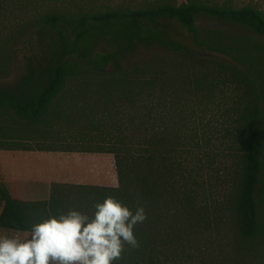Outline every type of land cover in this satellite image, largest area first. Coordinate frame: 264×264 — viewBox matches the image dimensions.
I'll return each instance as SVG.
<instances>
[{
	"label": "trees",
	"instance_id": "16d2710c",
	"mask_svg": "<svg viewBox=\"0 0 264 264\" xmlns=\"http://www.w3.org/2000/svg\"><path fill=\"white\" fill-rule=\"evenodd\" d=\"M175 26L225 59L195 58ZM33 31L47 57L11 87L0 85V150L110 153L118 185L76 198L62 184L0 176V229L26 231L73 208L91 215L113 197L147 213L134 228L138 247L125 242L116 264H264V8L0 0V77L13 44ZM140 45L168 56L122 68ZM215 116L220 129L210 126ZM211 135L224 145L221 169L208 152ZM214 181L222 198L210 202L203 184Z\"/></svg>",
	"mask_w": 264,
	"mask_h": 264
},
{
	"label": "clouds",
	"instance_id": "9594fccd",
	"mask_svg": "<svg viewBox=\"0 0 264 264\" xmlns=\"http://www.w3.org/2000/svg\"><path fill=\"white\" fill-rule=\"evenodd\" d=\"M147 219L135 209L106 197L88 215L78 209L50 214L24 234L0 233V264H116L125 242L138 247L137 224Z\"/></svg>",
	"mask_w": 264,
	"mask_h": 264
},
{
	"label": "crops",
	"instance_id": "0c3cea01",
	"mask_svg": "<svg viewBox=\"0 0 264 264\" xmlns=\"http://www.w3.org/2000/svg\"><path fill=\"white\" fill-rule=\"evenodd\" d=\"M114 165V157L110 153L0 150V176L13 180L62 184L64 186L60 189L76 198H82L84 191H90L88 187H117Z\"/></svg>",
	"mask_w": 264,
	"mask_h": 264
},
{
	"label": "rangeland",
	"instance_id": "374dc122",
	"mask_svg": "<svg viewBox=\"0 0 264 264\" xmlns=\"http://www.w3.org/2000/svg\"><path fill=\"white\" fill-rule=\"evenodd\" d=\"M223 1V0H218ZM236 3L240 4H247V3H254L258 4L261 8H264V0H234ZM200 27H213L209 21L200 20L198 22ZM224 28L230 29L228 26H224ZM173 33L184 43L188 44L190 48V53L195 58H203V57H216L225 59L223 56L219 54H206L203 50L197 48L192 44L190 35L184 30L180 29L179 27L175 26ZM12 57L7 64L8 67L6 69V75L0 77V85L11 87L17 79L21 75H25L28 72L29 66L32 67L34 70L37 69L38 65L41 64L44 59L47 57V48L45 47L44 42L39 38V35L36 31L30 32L29 34L25 35L23 38L19 39L13 44L12 47ZM168 56L166 52H163L156 46L151 47H144V46H137V48L133 50L127 51L123 58L121 59V66L122 68H128L135 63H139L143 60H148L151 58H165ZM220 122L221 118L215 116L214 119H211L210 126H216L220 129ZM213 136V135H211ZM215 136H217L215 134ZM211 148H213L214 152L208 151L215 161L214 164L217 166L218 169H221V164L219 163L218 159L221 160L222 154H224V145L221 143L220 139L213 138L211 139ZM76 147V145L74 146ZM209 148V150L211 149ZM216 154V155H215ZM115 166V165H114ZM216 168V167H214ZM223 172V171H222ZM204 185V193L207 195V200L212 202L217 199L222 198V191L221 187L219 186L218 181L213 182V188H209L208 184L205 183ZM211 194V195H210ZM224 196V195H223ZM1 212V207H0ZM0 233L11 235V234H24V232H8L5 230L0 229Z\"/></svg>",
	"mask_w": 264,
	"mask_h": 264
}]
</instances>
